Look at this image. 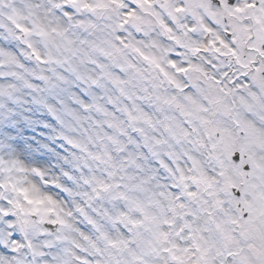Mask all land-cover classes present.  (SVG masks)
Returning a JSON list of instances; mask_svg holds the SVG:
<instances>
[{
	"label": "snow or ice",
	"instance_id": "1",
	"mask_svg": "<svg viewBox=\"0 0 264 264\" xmlns=\"http://www.w3.org/2000/svg\"><path fill=\"white\" fill-rule=\"evenodd\" d=\"M0 264H264V0H0Z\"/></svg>",
	"mask_w": 264,
	"mask_h": 264
}]
</instances>
